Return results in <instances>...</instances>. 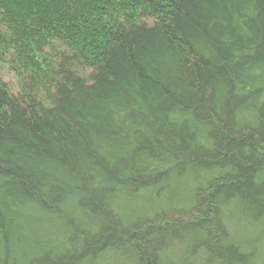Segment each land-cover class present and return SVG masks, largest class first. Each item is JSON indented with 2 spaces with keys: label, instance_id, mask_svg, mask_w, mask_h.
<instances>
[{
  "label": "trees",
  "instance_id": "16d2710c",
  "mask_svg": "<svg viewBox=\"0 0 264 264\" xmlns=\"http://www.w3.org/2000/svg\"><path fill=\"white\" fill-rule=\"evenodd\" d=\"M0 264H264V0H0Z\"/></svg>",
  "mask_w": 264,
  "mask_h": 264
},
{
  "label": "rangeland",
  "instance_id": "374dc122",
  "mask_svg": "<svg viewBox=\"0 0 264 264\" xmlns=\"http://www.w3.org/2000/svg\"><path fill=\"white\" fill-rule=\"evenodd\" d=\"M2 77L4 79V81L7 83V84H10L14 90L13 91H17L18 87L16 85V80H15V77L13 76V74L7 69H3L2 71ZM16 89V90H15Z\"/></svg>",
  "mask_w": 264,
  "mask_h": 264
}]
</instances>
